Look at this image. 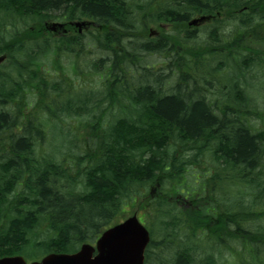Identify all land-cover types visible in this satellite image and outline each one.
<instances>
[{"label": "trees", "instance_id": "16d2710c", "mask_svg": "<svg viewBox=\"0 0 264 264\" xmlns=\"http://www.w3.org/2000/svg\"><path fill=\"white\" fill-rule=\"evenodd\" d=\"M164 4L176 31L151 38L143 0H0V257L74 252L144 199L157 233L145 264H264V110L240 87L253 66L264 75V0ZM199 15L215 41L201 49L186 24ZM81 19L97 30L45 27ZM95 48L105 58L83 72ZM152 55L160 70L141 66ZM208 57L239 71L221 100L196 88ZM64 58L69 76L45 71L67 72ZM91 72L101 92L74 85Z\"/></svg>", "mask_w": 264, "mask_h": 264}, {"label": "rangeland", "instance_id": "374dc122", "mask_svg": "<svg viewBox=\"0 0 264 264\" xmlns=\"http://www.w3.org/2000/svg\"><path fill=\"white\" fill-rule=\"evenodd\" d=\"M164 3L165 2H163L159 5L151 4L150 7L147 8L142 13V17L145 15L147 21H154V22H157L158 24L160 22H164V21L166 22L170 18L172 19L171 15L164 13V8L166 7V5ZM163 6H165V7H163ZM134 13H135V15H138L136 12H134ZM173 17H174V15H173ZM152 18H154V19H152ZM75 21H78V20H75ZM52 22H59L60 23V22H64V20L52 21ZM211 24H213V23H210V25ZM220 26L224 27V29L222 31H220V32H222L223 36L226 37V35L229 33L232 35L235 34L234 30L232 28H229L227 26V24H225V25L220 24ZM91 29H93V28H91ZM95 30H97V29H95ZM173 30L174 29L171 28L168 31V33L172 32ZM210 33H211V28H207V29L205 28V29L201 30L200 32L196 33L194 39L192 40V44L195 45L196 47H198V49H201L203 46L210 47L212 44L215 43V41L212 39L211 35H209ZM254 47L256 48V46H254ZM116 49L120 50V48H116ZM90 56L91 57L86 56L82 60L81 66H82L83 72H86L88 70L87 67H84L85 65L91 66L94 63V60H95V65H96V64H98L100 59L105 58L104 53H102L99 49H96V48H95V51L93 53H91ZM91 58L94 60H91ZM108 58H109V56H108ZM184 59L186 60V57H183V60ZM204 59H207V58H203V60H202L201 64L203 67L198 72L199 83L197 84L196 88L199 89L200 91L202 90L201 92L206 95V97L209 101L213 100V99H217V100L220 99L221 100V99H223L222 94L224 92V89L225 88H231V85H232V84H228V77L224 78V76L229 75V77H235L239 71H237L233 67L237 68V66L235 64L231 65L230 61L227 62L225 59L219 58V57H212V60L210 59V57H208L206 64H205ZM161 61H162L161 56L152 55V56H149L146 59L142 60L141 66L152 67L155 65V67H156L155 69L160 70V67L162 66ZM246 63H248V61ZM62 64L64 67L67 68V72H61L60 71V73L58 75L54 74V72H53L54 69L52 66L46 65L44 68H45V71H47V72L50 71V73L52 74L53 77H59V75L61 77V75L63 73H66V75L69 76L68 75L69 61L66 58H64V61ZM108 66H109V62H108ZM218 67L223 68V70L221 72H218V73H213L214 72L213 70L217 69ZM103 68L104 67H101V68L99 67V69H97V70H102ZM261 69L262 68H258L257 66H253L249 71H247V72L244 71L245 77H244V79L241 77L242 79H241V84H240L241 86L240 87H241V90L242 91L245 90L248 95H251L252 97L255 96L259 109L264 110V77H263L264 75H262ZM162 70H163V72H160V73L157 72V75L155 76L156 78L161 77L160 75H165V73L168 72L167 69H162ZM178 71H179L180 76H183L186 78V81H184L186 83H187V79H189V76H191V74L193 72L191 69H188V68L185 70H178ZM83 75H85V74L83 73ZM70 76H72V75H70ZM85 76L86 77H83L80 75L79 77L74 78V82H73L74 85H77V86L83 85L87 88L95 87V91L97 90L99 92H101L104 89V87L102 88V85L105 84V80L102 79L101 73H95L94 74V72H91L90 75H85ZM193 76H194V74H193ZM255 77H257V79H255ZM68 79H70V78H68ZM175 79H177V77H175ZM164 82L165 81H163L161 83L163 84ZM173 83H174L173 79L169 80L167 78L165 85L169 86V85H172ZM255 120L256 119H254L253 121H255ZM69 121L70 120H68V122ZM106 122H109V121H106ZM256 123H255V125H257L258 127L264 128L263 122L260 123V121H256ZM258 124H260V126ZM143 150H146V148ZM149 158H150L149 155H146V156L144 155V157L142 159H145L146 161H148ZM142 187L143 186H140V188H141L140 190L144 191V189ZM168 190H169V187L166 189V192ZM159 191H160V189L156 188V185H153L150 187L149 192L152 193V195H156V193H158ZM143 202H144V199H141V201H140L141 204L131 205V206L124 205L122 208L123 212L120 211L114 217V219L111 220L112 225L117 224V223H122L125 220H127L129 217L133 216L134 214H137L142 221L144 219L145 224H146L148 229L149 228L154 229V235H155L154 238H157V233L155 230V218L153 216V212L151 215L147 211H145ZM45 234H44V238H45ZM9 241H11V240H9ZM0 249L4 251V250H7L9 248L4 247V248H0ZM51 252H63V250L61 247H58V248H52ZM6 255H8V254H5L4 256H6ZM44 255L45 254L41 255L40 258H42ZM37 258H39V257H37ZM33 260L29 259V261H33Z\"/></svg>", "mask_w": 264, "mask_h": 264}, {"label": "water", "instance_id": "95a60500", "mask_svg": "<svg viewBox=\"0 0 264 264\" xmlns=\"http://www.w3.org/2000/svg\"><path fill=\"white\" fill-rule=\"evenodd\" d=\"M81 28L84 22L75 24ZM63 28L61 24L50 27L56 31ZM6 56L0 57V64ZM150 243V234L146 227L139 221L137 215L129 218L124 223L106 230L92 245H84L74 254H50L41 262L32 264H144L145 251ZM97 254L94 256V253ZM0 264H27L21 256L0 258Z\"/></svg>", "mask_w": 264, "mask_h": 264}, {"label": "flooded vegetation", "instance_id": "af4514ba", "mask_svg": "<svg viewBox=\"0 0 264 264\" xmlns=\"http://www.w3.org/2000/svg\"><path fill=\"white\" fill-rule=\"evenodd\" d=\"M151 1V2H150ZM168 0H143V3H151V4H156L159 5L163 2H167ZM207 17V18H206ZM206 18V19H205ZM176 19V17H175ZM197 19V25L196 26H191L190 24L193 22V20ZM210 23H213V19L211 16L209 15H199V16H193V17H189L188 21L186 22L188 29L187 32L190 33H194L196 35V33L200 32L201 30L205 29L208 27V25L210 26ZM151 27H153V29L157 30V33L155 35H157L155 38H159L160 36H162L164 33L168 34V31L173 28L174 30L172 32H175V25L174 23H169V22H160L158 24V26L156 25H152ZM170 28V29H169ZM70 32H72V29H66V31L64 32L65 35L70 34ZM151 32V28L149 29V35Z\"/></svg>", "mask_w": 264, "mask_h": 264}]
</instances>
